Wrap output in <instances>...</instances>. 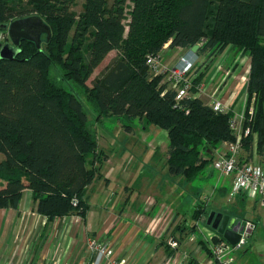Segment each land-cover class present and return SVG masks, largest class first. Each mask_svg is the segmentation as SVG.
Segmentation results:
<instances>
[{
	"label": "trees",
	"instance_id": "trees-1",
	"mask_svg": "<svg viewBox=\"0 0 264 264\" xmlns=\"http://www.w3.org/2000/svg\"><path fill=\"white\" fill-rule=\"evenodd\" d=\"M131 1L128 7V0H84L77 13V0H0V25L38 16L51 30L40 48L25 40L14 59H0V209H18L29 189L49 219L86 217L88 188L102 179L109 157L99 150L80 93L98 120L115 116L166 131L169 173L188 183L203 177L219 147L237 138L230 128L234 114L216 112L197 97L201 66L189 75L190 94L177 100L178 89L147 64L165 49L200 45L195 54L209 64L231 50L250 58L244 121L250 134L240 161L256 163L259 156L264 163V0ZM112 51L117 57L88 86ZM182 227L181 235L187 233ZM200 245L210 255L207 244ZM166 249L170 257L177 254Z\"/></svg>",
	"mask_w": 264,
	"mask_h": 264
},
{
	"label": "crops",
	"instance_id": "crops-1",
	"mask_svg": "<svg viewBox=\"0 0 264 264\" xmlns=\"http://www.w3.org/2000/svg\"><path fill=\"white\" fill-rule=\"evenodd\" d=\"M176 50L182 52L179 56L187 53L195 54L191 50L181 48ZM227 52L221 56L226 55L228 58ZM168 57L170 59L172 56ZM195 59V67L191 74L196 76L200 66L201 72L205 71L202 81L205 89L202 93L197 94V97L210 106L214 101H220L228 107L227 111L234 115L239 113L245 98L250 58L238 54L229 65L221 68L219 66L212 76L209 73L210 66L214 61L209 64L206 58L196 54ZM177 62L175 60L172 65L177 66ZM169 66L165 64L164 67L170 68ZM240 87H244L241 99L237 91ZM141 127L145 132L147 131L143 125ZM153 131H155L154 128ZM156 133L161 135V138H167V132L164 130L160 129ZM260 165L264 169V163H260ZM169 175L174 178L170 173ZM2 182L0 180V183ZM100 182H94L88 188L89 200H92L93 197L94 205L100 203V197L106 198L109 203L113 202V200L110 201L111 190L106 187L104 192L101 191ZM107 182L110 183L111 180L107 179ZM127 183L121 187L125 195L122 201L125 203L124 206L130 200L128 198L131 197L128 194L130 186ZM226 184L228 188H226ZM4 186L3 182L0 184V189ZM223 188L225 190L222 193L221 189ZM213 191L222 197H227L231 192V179H225L223 185L214 187ZM237 195L243 196L242 194ZM141 201H144L145 207L132 213L126 212L125 208L116 211L105 206L97 210L92 209L90 205L85 218L72 215L49 219L37 211L32 191L25 189L18 209H0V264H95L97 253L88 248V243L93 239L106 244L112 250L111 259L113 261H125V264H164L170 257V250H167L166 247L170 245L169 242L173 236L177 237L178 232L180 236L177 238L181 241L184 239L195 241V235L198 236L196 231L199 234L202 231L201 228L206 233L211 231L201 226L199 218V220L195 219L196 234L182 236L178 229L184 226V219H181L179 212L175 213L165 204L159 206V199L146 198ZM205 232L202 231L204 235L200 234L202 237L199 236L201 239L198 241L199 246L195 249L196 253L189 256L197 260L198 263L206 262L208 258V253L200 245L201 241L206 242ZM195 242L197 243V241ZM179 249L177 250L178 254ZM203 252L206 256L205 260L200 259V254ZM197 253L199 254L197 255ZM111 259L103 258L99 264H110ZM176 260H180V257H177Z\"/></svg>",
	"mask_w": 264,
	"mask_h": 264
},
{
	"label": "rangeland",
	"instance_id": "rangeland-1",
	"mask_svg": "<svg viewBox=\"0 0 264 264\" xmlns=\"http://www.w3.org/2000/svg\"><path fill=\"white\" fill-rule=\"evenodd\" d=\"M83 2L84 0H77L76 6L73 8L77 13L82 12ZM132 4V1L128 0L127 6L129 7ZM128 11L127 8L126 14ZM0 32L4 33L5 30H0ZM181 53L180 50L165 49L160 53L162 66H165V64L167 66L172 65L175 60L179 62L183 56V54L179 56ZM226 54H228V58L224 55L214 60V63L210 66V76L214 71L216 72L219 66L221 68L229 65L235 58L232 50ZM117 55L116 51H112L106 57L103 63L94 70L88 81V86H92L93 80L102 74ZM169 55L172 56L170 59ZM172 66H169L170 69L174 68V65ZM224 75L226 77L225 72ZM61 84L68 91H73L71 85L64 81ZM237 91L241 99L244 94V87H240ZM80 99L85 112L89 116L90 129L97 134L99 150L104 151L109 157V161L104 162L101 170L102 179L98 181H101L99 185L101 191L104 192L106 187L111 190L110 201L113 200V202L109 203L106 198L100 197L101 204L97 200L99 204L94 205L93 197L92 200L88 198V203L92 206V209L98 210L105 206L116 211L125 208L126 212L132 213L145 207L144 201L141 200H146V198L159 199V206L165 204L167 208L175 213L179 212L181 219H184L183 225L187 228V233L182 236L198 234L194 237L197 243L192 240H180L182 244L178 246L180 248L179 254H175V258L192 256L196 253L195 249L199 246L198 241L202 237L200 234L204 235V233L202 231L200 234L197 231L195 233L191 231V228L196 224L194 217L196 210L199 213L202 205L205 206L204 210H206L201 213L199 221L204 228H209L207 221L212 212L229 215L232 218L235 217L237 222L240 223L251 220L256 223V229L248 238L247 244L242 250L233 255L235 264H264V201L246 197L242 199L239 195L236 197L230 195L222 197L214 192V187L217 188L219 185H223L225 179H230V177L221 175L212 165L206 169L203 177L193 183H188L184 178L178 176L171 177L166 163L167 138H161V135L159 136L156 133L160 130L158 127L144 126L147 130L146 133L139 121L131 123L123 119L121 122L115 116L98 120L95 108L84 94L80 93ZM128 125L132 127V130H128L126 127ZM153 128L155 131H153ZM255 161L259 164L262 159L256 156ZM107 179H110L111 182L108 183ZM126 183L130 186L128 194L131 197L128 198L130 200L124 206L125 203L122 201L125 195L121 187L125 186ZM0 184H3V182ZM226 188H228L227 184ZM198 213L197 215H199ZM179 236L180 233L178 232L177 237ZM200 255V259H206L204 252ZM209 261L210 257L208 256L206 264Z\"/></svg>",
	"mask_w": 264,
	"mask_h": 264
},
{
	"label": "built area",
	"instance_id": "built-area-1",
	"mask_svg": "<svg viewBox=\"0 0 264 264\" xmlns=\"http://www.w3.org/2000/svg\"><path fill=\"white\" fill-rule=\"evenodd\" d=\"M0 41L5 42V35L0 32ZM195 54L183 55L177 66L170 69L162 66L161 56H149L147 64L150 70L155 75L164 74L166 80L171 82L175 88L178 89L177 100L187 97L191 89L193 88L192 80L189 75L195 66ZM197 94H200L205 89V85L201 84L196 87ZM216 112L225 113L228 112V107L220 101H214L211 105ZM245 110H246V96L243 101L241 111L235 114L230 120V128L236 133V140L234 142L223 143L216 152L215 159L212 166L221 175L230 177L231 179V192L230 196L235 197L237 194H242L246 198L260 199L264 201V169L261 165L255 162H244L240 161V156L243 150V138L250 134L249 128H244L245 121ZM252 112V111H251ZM241 231L239 242L233 246L227 242L216 230L210 229L211 231L205 232L206 244L209 250L210 261L207 264H234L235 260L233 255L235 252L242 250L247 244V240L251 237L252 233L256 229V223L251 220H246L244 223H240ZM172 249L178 250V243L175 239H171L169 242ZM89 250L96 251L97 259L95 264H99L103 258L111 259L112 250L98 240L93 239L88 243ZM181 257V256H179ZM191 257L185 256L176 260L175 257H169L164 264H189ZM110 264H125V261L116 262L111 259ZM200 262L199 264H206Z\"/></svg>",
	"mask_w": 264,
	"mask_h": 264
},
{
	"label": "water",
	"instance_id": "water-1",
	"mask_svg": "<svg viewBox=\"0 0 264 264\" xmlns=\"http://www.w3.org/2000/svg\"><path fill=\"white\" fill-rule=\"evenodd\" d=\"M0 30H5V42L0 41V59H14L18 53V48L22 41H30L36 44L37 48L41 47L42 36H51V30L47 24L38 16L18 19L10 24L0 25ZM200 45L191 48V52L197 53ZM207 226L212 227L222 237L235 246L240 240L241 226L240 222L236 223L235 218L222 213L212 212Z\"/></svg>",
	"mask_w": 264,
	"mask_h": 264
},
{
	"label": "flooded vegetation",
	"instance_id": "flooded-vegetation-1",
	"mask_svg": "<svg viewBox=\"0 0 264 264\" xmlns=\"http://www.w3.org/2000/svg\"><path fill=\"white\" fill-rule=\"evenodd\" d=\"M4 35H7V32H6V31L4 32ZM0 36H1V35H0Z\"/></svg>",
	"mask_w": 264,
	"mask_h": 264
}]
</instances>
